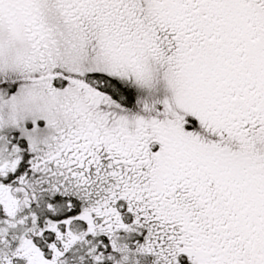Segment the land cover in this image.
<instances>
[{
	"label": "flooded vegetation",
	"instance_id": "flooded-vegetation-1",
	"mask_svg": "<svg viewBox=\"0 0 264 264\" xmlns=\"http://www.w3.org/2000/svg\"><path fill=\"white\" fill-rule=\"evenodd\" d=\"M225 1L153 0L154 6L148 9L144 0H52L51 9L66 21H87L95 28L101 27L105 44V38L113 39L118 53L130 61L159 54L170 62L173 57L190 58L199 53L209 64V21H227ZM35 3L36 0L6 2L17 13L26 11L33 25L42 20ZM249 7L255 42L250 72H246L251 78V94L250 98H239L237 94L235 102L240 129L246 125L242 121L249 120L253 122L249 132L258 133L251 136L252 149L241 152L236 162L238 167L251 170L245 175L247 181L240 175L222 177L227 166H215L217 163L205 160L198 169H181L183 162L185 167L194 161L199 163L194 153L201 146H179L178 138L184 136L160 125L162 120L157 118H148L144 125L135 128L121 124L104 127L102 121L93 123L98 125L95 130L70 128L60 136L55 153L45 158L38 155L33 160L15 129L9 132L7 141L8 149L18 150L17 159L5 165L0 161V223L21 235L11 245L9 254L0 253V264H130L124 258L131 255L143 264L146 242L150 241L146 237L147 222L157 224L153 236L158 238V248L164 244L163 234L169 235V242L176 247L182 243L176 228L181 224L182 231L194 230L202 236L203 247L208 251L203 256L204 264H264V212L257 210L262 206L253 204L252 210L245 212L233 210L236 207L232 195L212 203L211 194L215 196L221 190L217 187L210 193L205 185L212 183L211 175L214 183H264V57H260V52L264 53V0H251ZM192 21H204V50H184L194 43L191 36L197 29L192 28ZM241 30L245 31L243 27ZM71 83L92 89L84 81L73 79ZM106 83L107 80L101 83L100 89ZM92 90L100 94L95 88ZM225 100L226 97L219 102ZM217 154L212 152L206 158L214 162ZM57 161L62 174L71 173V180L68 178L66 183H73V173L77 175L76 183L84 188L83 195L63 198L52 191L55 185L49 182L50 168ZM33 171L36 176L31 178ZM99 195H103L100 200ZM173 199L179 205L173 207L169 201ZM255 199L259 197L253 196L252 203ZM55 202L65 205L56 217L61 220V232L58 225L50 228ZM164 230L167 231L163 233ZM79 247L86 249L73 257ZM166 248L169 250V246ZM175 264H184L182 257Z\"/></svg>",
	"mask_w": 264,
	"mask_h": 264
},
{
	"label": "rangeland",
	"instance_id": "rangeland-1",
	"mask_svg": "<svg viewBox=\"0 0 264 264\" xmlns=\"http://www.w3.org/2000/svg\"><path fill=\"white\" fill-rule=\"evenodd\" d=\"M51 3L52 0H36V11L41 12L42 20L35 21L33 25L25 11L13 13L10 7L0 2V161L3 165L17 159L15 153L18 150L8 149L10 144L7 141L9 132H15V128L20 143L24 142L29 148L27 151L33 154L32 160L38 155L45 158L55 153L60 136L70 128L85 131L91 127L95 130L98 125L93 123L100 121L104 123V127L121 124L135 128L144 125L148 118H157L164 125L167 121L166 126L174 128L173 130L179 129L194 135L197 141L205 135L209 136L211 131L204 124V118H197L185 110L184 98L187 99L189 94L192 97L200 88L190 85L191 79H186L184 72L173 71L171 65L161 57L149 59L144 55L130 61L126 55L118 53L119 48H116L113 39L105 38L107 45L105 44L101 27L95 28L87 21L83 24L81 21H66L63 17L54 15ZM144 4L148 9L154 6L152 0H144ZM240 11L243 16L236 21V32L242 21L249 16L245 6ZM215 24L217 22L211 21V26ZM247 40L248 38H244L241 42L246 43ZM226 43L230 45L229 41ZM231 49L233 47H227V60L229 57L234 64L238 61L235 50L242 49ZM251 50L252 43L248 45L247 53ZM227 60L225 62L233 66ZM240 67H246V63L231 67L230 74L222 82L225 87L227 85L234 89L235 85L238 86L233 80L237 73L241 75V71H238ZM111 78L134 91V100L130 104L125 105L116 100L105 89V84L100 89L101 83ZM73 79L81 83L87 82L100 94L71 83ZM227 100L231 101L229 98ZM201 108L200 103L199 109ZM210 108L213 113V107ZM75 116L76 120L71 123ZM28 123L31 124L30 127H27ZM220 137L226 138L222 135ZM179 141L185 142L182 138ZM13 154L15 158L12 157ZM52 165L55 166L50 168L49 182L55 185L53 192L63 198L71 194L83 195L84 188L81 183H76V174L73 173V183H66L71 180V173L62 174L60 161ZM36 171L31 172V178L36 176ZM102 196L99 195L97 199L100 200ZM53 204L56 209L52 211L50 228L58 225L61 232V220L56 217L63 212L65 205L60 206V202ZM15 229L21 230L18 226ZM20 235L16 230H10L0 223V244L4 242V246H0V253L9 254L12 251L11 245ZM18 243L20 241L16 244ZM75 249L73 257L82 255L86 248ZM60 256L61 253H58L57 257ZM165 262L162 259L156 261V264ZM133 263L138 264L136 258L130 261V264Z\"/></svg>",
	"mask_w": 264,
	"mask_h": 264
},
{
	"label": "trees",
	"instance_id": "trees-1",
	"mask_svg": "<svg viewBox=\"0 0 264 264\" xmlns=\"http://www.w3.org/2000/svg\"><path fill=\"white\" fill-rule=\"evenodd\" d=\"M232 4H233V2H231L229 6H231ZM218 22L220 23V25L213 28L215 33H218L219 31H221L220 29H224V27H228V26H230V29H233V27L236 24V21H232V22H230V21H218ZM247 22L249 23L250 21H247ZM242 23H243V21H242ZM234 37L236 38V36H234ZM225 40L232 42V40H230L228 38H226ZM232 46L233 45H230V48ZM233 49H235V48H233ZM233 49H231V50H233ZM235 51L237 52V50H235ZM183 65L189 66V63H183ZM211 69H213V67ZM108 81H110V82H108ZM108 81L105 85V89H107V91L112 96L117 98L123 104H130L134 100V93H133L134 91L131 88L123 86V85L119 84L118 82H116L115 80H112V79H109ZM178 204H179V201H178ZM181 234L184 235L183 232H181ZM187 240H188V244L192 245L193 250H195L196 246H197V244H195V242H196L195 237L193 236V237H191V239L188 238ZM202 244H203L202 242H200V244H199L200 245V249H199L200 253H198L199 256H205L208 253V251H205V248L203 247ZM187 257H188V255H185L182 257V259L185 260L187 264H189L190 261H189V259H187Z\"/></svg>",
	"mask_w": 264,
	"mask_h": 264
}]
</instances>
